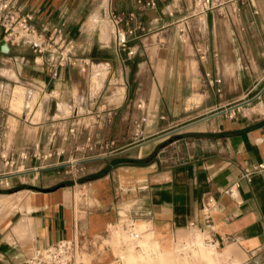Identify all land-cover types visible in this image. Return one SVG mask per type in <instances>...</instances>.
<instances>
[{
	"label": "crops",
	"instance_id": "1",
	"mask_svg": "<svg viewBox=\"0 0 264 264\" xmlns=\"http://www.w3.org/2000/svg\"><path fill=\"white\" fill-rule=\"evenodd\" d=\"M10 1L39 33L61 30L78 62L54 76L29 42L0 51V264L62 240L97 258L113 227L136 223L165 239L211 233L226 264H264V0L202 20L195 0ZM113 13L135 15L133 54ZM18 87L38 95L32 111L12 110ZM139 202L152 217L119 216Z\"/></svg>",
	"mask_w": 264,
	"mask_h": 264
},
{
	"label": "built area",
	"instance_id": "2",
	"mask_svg": "<svg viewBox=\"0 0 264 264\" xmlns=\"http://www.w3.org/2000/svg\"><path fill=\"white\" fill-rule=\"evenodd\" d=\"M246 0H195L193 3V16L203 19L210 12H218L223 14L226 11L238 13V6ZM142 7H153L156 5V0L139 1ZM229 13V12H228ZM135 19L134 14L128 16L112 14V21L115 26V37L118 47L123 50H128L129 54L134 51L130 47V35L133 33L127 30L123 24L129 25ZM32 15L19 14L10 0H0V27L5 32V39L8 43H21L23 41L29 42L35 52L39 54L48 53L49 62L52 63V74L56 76L58 69L67 64L76 65L78 59L73 57L74 44L68 41L62 34L61 30H55L47 35L46 33H39L32 25ZM190 24L188 21H183L179 28L183 40L189 37ZM141 31H145L144 27H139ZM74 58V59H73ZM75 132L74 129L71 130ZM114 144V143H113ZM24 159L28 155L22 154ZM6 166L12 167V161L5 160ZM262 168V167H260ZM258 168L246 169L245 177H250ZM8 186V183H3L0 180V188ZM232 194V192H230ZM207 224L211 227V216L207 215ZM205 232V231H204ZM208 240L215 246H220V243L212 237L209 233ZM79 245L75 240H62L44 248L36 249L34 255L29 257L21 264H76L77 256L79 254Z\"/></svg>",
	"mask_w": 264,
	"mask_h": 264
},
{
	"label": "rangeland",
	"instance_id": "3",
	"mask_svg": "<svg viewBox=\"0 0 264 264\" xmlns=\"http://www.w3.org/2000/svg\"><path fill=\"white\" fill-rule=\"evenodd\" d=\"M93 82L96 88H101L94 78ZM25 91L23 87L16 88L15 99L12 101L13 111L17 110L21 113ZM37 97L38 95L35 94L32 106ZM155 229L152 224L139 223L135 224L134 229L113 227L112 239L106 242L111 245L110 249L102 250L97 258L94 251L80 249L76 264H115L118 258H121L124 264H129L126 257L130 250L137 255V262L133 264H168L173 259L179 264H226L227 262V259L201 232L193 231L195 228L188 229L184 236L175 240L161 238Z\"/></svg>",
	"mask_w": 264,
	"mask_h": 264
},
{
	"label": "water",
	"instance_id": "4",
	"mask_svg": "<svg viewBox=\"0 0 264 264\" xmlns=\"http://www.w3.org/2000/svg\"><path fill=\"white\" fill-rule=\"evenodd\" d=\"M0 51L4 52V53H8L10 51V45L7 42V40L5 38H3L0 41ZM142 190L147 189L148 186L147 185H142L140 187ZM120 191H123V189H120ZM144 198L143 196L140 197V199ZM120 201L121 198L119 197ZM122 202V201H121ZM118 214L120 217H126V216H130L133 218H138V217H152L153 213H152V209L150 207V205L145 204L144 202H139L136 205H133L132 207H130L129 209H118Z\"/></svg>",
	"mask_w": 264,
	"mask_h": 264
},
{
	"label": "bare ground",
	"instance_id": "5",
	"mask_svg": "<svg viewBox=\"0 0 264 264\" xmlns=\"http://www.w3.org/2000/svg\"><path fill=\"white\" fill-rule=\"evenodd\" d=\"M105 73H106V70H105V68H104V66H100V68L96 71V73L94 74V79H95V81H96V83L99 85V86H102V84H103V80H104V75H105ZM98 86V87H99ZM21 90V89H20ZM19 91V90H18ZM28 94H29V90H26L25 91V100H24V103H23V105L21 106V108H22V110H21V113H20V111H17V110H15L17 113H19V114H23V112H24V110H25V108H30V110L32 111V109H33V107L34 106H32L33 105V101H31V102H27L26 101V97L28 96ZM22 97V96H21ZM33 100V99H32ZM12 101V100H11ZM12 103V102H11ZM210 242V241H209ZM211 245L212 246H214L215 247V245L214 244H212L211 243ZM204 250H206V248H204ZM117 253V252H116ZM136 253V252H135ZM132 250H130L129 252H128V255H127V257H126V259L128 260V262H129V264H133V263H136L137 262V255L135 254ZM126 260V261H127ZM127 263V262H126ZM115 264H124V262L122 261V259L121 258H118L117 259V261H116V263ZM168 264H179L178 262H176V260L175 259H173L172 261H170Z\"/></svg>",
	"mask_w": 264,
	"mask_h": 264
}]
</instances>
